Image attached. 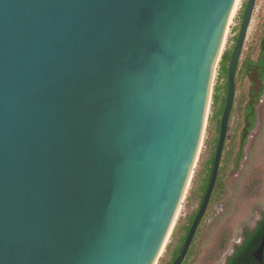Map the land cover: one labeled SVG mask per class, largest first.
Segmentation results:
<instances>
[{"label":"water","instance_id":"1","mask_svg":"<svg viewBox=\"0 0 264 264\" xmlns=\"http://www.w3.org/2000/svg\"><path fill=\"white\" fill-rule=\"evenodd\" d=\"M241 1L0 0V264H159ZM256 3L230 63L212 178L173 264L216 186Z\"/></svg>","mask_w":264,"mask_h":264},{"label":"rangeland","instance_id":"2","mask_svg":"<svg viewBox=\"0 0 264 264\" xmlns=\"http://www.w3.org/2000/svg\"><path fill=\"white\" fill-rule=\"evenodd\" d=\"M249 0H242L240 8L231 26L223 55L230 50L238 35L243 11ZM264 34V0H257L252 22L245 42L242 60L248 55L256 59L259 53L260 39ZM222 60V59H221ZM220 63L213 85V97L209 112V119L201 147L197 174L190 191L181 209L173 233L159 264L170 261L173 250L181 238L182 229L188 224L199 207L200 186L207 173L208 161L214 150L215 141V115L214 94L216 88L224 84L225 80L219 78ZM249 83L241 86L240 92L244 93ZM244 86V87H243ZM224 96V94H222ZM240 95V94H239ZM246 98L242 95L237 101L238 107L244 105ZM257 126L249 139L244 151V159L238 163L237 171L228 177L227 186L222 201L209 208L211 221H207L201 232L197 235L193 255L187 264H225L233 254L236 246L243 239L246 230L253 229L264 213V94L258 106ZM219 207V208H218Z\"/></svg>","mask_w":264,"mask_h":264},{"label":"flooded vegetation","instance_id":"3","mask_svg":"<svg viewBox=\"0 0 264 264\" xmlns=\"http://www.w3.org/2000/svg\"><path fill=\"white\" fill-rule=\"evenodd\" d=\"M243 19H244V17H243ZM243 19H242V23H243ZM241 26H242V24H241ZM240 30H241V28H240ZM239 33H240V31H239ZM257 59H258V56L256 59H252L253 62L246 64L247 57L243 61H241L242 60V57H241V60L239 62L238 68H237L236 80H235L236 95H235L233 109H232V112L230 115L226 143L224 146L223 156H222L221 165H220L219 174H218V177H219L220 172H221V168L224 166V161L226 162L227 158L229 156H231L232 159H231L229 168L227 169V173H226V177H225V181H224V185H225L224 191H225V188L227 186V182H228L227 179H228L229 175L231 173H234L235 171H237L236 168H239L238 163H241L243 161L244 151L248 145V142L252 136V133L254 132V130L257 126V119H258V113H259L258 112V106H259L261 98L264 94V66L261 64H257ZM254 80H256L257 82H261L263 84L262 90L259 93L258 97H255L256 92L254 90V82H253ZM227 82H228V93H227V100H228L229 79L227 80ZM244 83H249V84L246 87L245 92L241 93L240 88L242 85H244ZM242 95L246 98V100L244 101V105H242L241 107L240 106L238 107L237 101H238V99H239V102L241 101ZM226 105H227V103H226ZM222 119H223V116H222ZM220 132H221V127H220V131H219L217 122H215V134H216L215 140L218 139V144H219V139H220ZM245 135H246V137H244ZM218 144H217V148H218ZM217 148H216V152H217ZM213 169H214V165H213ZM212 174H213V172H212ZM217 181H218V178H217ZM216 185H217V182H216ZM215 188H216V186H215ZM214 191H215V189H214ZM214 191H213V194L211 196L208 208H207V210H206V212H205V214L201 220V223L197 229V232H196V235H195V238L193 240L191 247L195 243L197 235L201 232L203 227L206 225V222L211 221V218L209 216L210 214L208 211L209 208L212 206H214L215 208H216V206H220L218 204L222 201V197L224 195V192L221 196H214ZM203 202H204V199L203 200L200 199L199 207L196 210V212L194 213L196 217H197V215H198V213H199V211L203 205ZM196 217H195V219H196ZM259 221H258V223H259ZM256 227H257V225L253 229H255ZM253 229H250V230H253ZM244 239H245V233H244L242 242L238 246H240L243 243ZM238 246H236L233 254L236 252V249Z\"/></svg>","mask_w":264,"mask_h":264},{"label":"trees","instance_id":"4","mask_svg":"<svg viewBox=\"0 0 264 264\" xmlns=\"http://www.w3.org/2000/svg\"><path fill=\"white\" fill-rule=\"evenodd\" d=\"M248 4V3H247ZM247 5L243 11V17L246 11ZM239 38V33L235 38V43L233 47L226 51L222 57V60L220 62V73L219 78L224 79L225 82L220 87L216 88V92L214 94V106H216L215 115L213 116L212 120L217 122L218 130L220 131L221 122H222V116L224 114L226 103H227V93H228V82L229 79V68L230 63L234 54V50L236 47V43ZM253 62L252 56L248 55L246 64ZM257 64H261L264 66V34L260 39L259 43V54L257 59ZM224 94V96L222 95ZM218 144V139L214 141V150L212 151L211 158L208 161L207 166V173L205 178L202 181V184L200 186V199L203 200L204 196L207 193L211 178H212V172H213V165L215 163L216 158V148ZM231 156L227 158V161H224V166L221 168L220 175L218 177L217 185L214 191V196H221L224 192V181L227 173V169L229 168L230 162H231ZM195 214L190 216L188 220V224L184 226L182 229L181 238L179 239L175 249L172 252L171 259L166 264H173L177 258L181 255L183 248L185 246L186 240L188 238V235L190 233L191 227L193 225V222L195 220ZM264 235V213L262 219L257 224V227L253 230H247L245 232V239L243 243L237 247L236 252L230 256L225 264H264V253H263V259L259 261L255 256V252L259 249L260 244L262 242ZM195 245V243H194ZM194 245L191 247L188 256L186 260L182 264H187L190 258L193 255L194 251Z\"/></svg>","mask_w":264,"mask_h":264},{"label":"bare ground","instance_id":"5","mask_svg":"<svg viewBox=\"0 0 264 264\" xmlns=\"http://www.w3.org/2000/svg\"><path fill=\"white\" fill-rule=\"evenodd\" d=\"M242 2V1H241ZM241 4V3H240ZM239 8H240V6H239ZM239 8H238V10H239ZM238 12V11H237ZM236 15H237V13H236ZM236 17V16H235ZM235 19V18H234ZM233 23H234V21H233ZM232 23V24H233ZM231 29V28H230ZM230 32V31H229ZM228 35H229V33H228ZM227 38H228V36H227ZM179 217V216H178ZM177 222V221H176ZM176 225V224H175ZM173 230H174V228H173ZM169 241V240H168ZM168 243V242H167Z\"/></svg>","mask_w":264,"mask_h":264}]
</instances>
